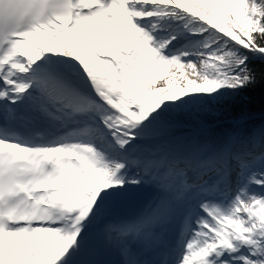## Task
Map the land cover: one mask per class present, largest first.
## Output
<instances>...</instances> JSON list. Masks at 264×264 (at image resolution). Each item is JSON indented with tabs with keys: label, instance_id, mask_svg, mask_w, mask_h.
Segmentation results:
<instances>
[{
	"label": "snow or ice",
	"instance_id": "snow-or-ice-1",
	"mask_svg": "<svg viewBox=\"0 0 264 264\" xmlns=\"http://www.w3.org/2000/svg\"><path fill=\"white\" fill-rule=\"evenodd\" d=\"M0 264H264V0H0Z\"/></svg>",
	"mask_w": 264,
	"mask_h": 264
},
{
	"label": "trees",
	"instance_id": "trees-1",
	"mask_svg": "<svg viewBox=\"0 0 264 264\" xmlns=\"http://www.w3.org/2000/svg\"><path fill=\"white\" fill-rule=\"evenodd\" d=\"M211 107V111L195 113L191 116L180 115L178 119L184 126H196L198 122H202L203 125L213 124L211 127L205 128V130L210 134H219L229 126L231 117L237 115L241 110L238 105H214ZM249 111L253 113L249 124H258L261 120L258 99L255 104L249 106ZM181 130L187 131L188 128L182 127L178 131Z\"/></svg>",
	"mask_w": 264,
	"mask_h": 264
},
{
	"label": "bare ground",
	"instance_id": "bare-ground-1",
	"mask_svg": "<svg viewBox=\"0 0 264 264\" xmlns=\"http://www.w3.org/2000/svg\"><path fill=\"white\" fill-rule=\"evenodd\" d=\"M126 210H128V209H126Z\"/></svg>",
	"mask_w": 264,
	"mask_h": 264
}]
</instances>
